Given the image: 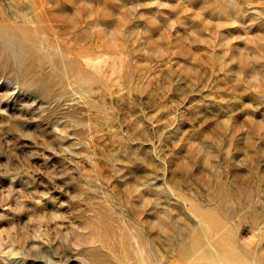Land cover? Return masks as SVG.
Listing matches in <instances>:
<instances>
[{
	"label": "rangeland",
	"instance_id": "rangeland-1",
	"mask_svg": "<svg viewBox=\"0 0 264 264\" xmlns=\"http://www.w3.org/2000/svg\"><path fill=\"white\" fill-rule=\"evenodd\" d=\"M0 264H264V0H0Z\"/></svg>",
	"mask_w": 264,
	"mask_h": 264
},
{
	"label": "bare ground",
	"instance_id": "bare-ground-1",
	"mask_svg": "<svg viewBox=\"0 0 264 264\" xmlns=\"http://www.w3.org/2000/svg\"><path fill=\"white\" fill-rule=\"evenodd\" d=\"M223 193H224V192H223ZM207 227H208V226H207ZM190 244H191V243H190ZM185 246L187 247L188 245L186 244ZM188 248H189V247H188ZM185 251H186V250H185ZM188 251H189V249H188ZM187 253H188V252H187ZM187 253H186V254H187ZM140 254H141V253H140ZM144 260H145V259H144ZM145 261H146V260H145Z\"/></svg>",
	"mask_w": 264,
	"mask_h": 264
}]
</instances>
